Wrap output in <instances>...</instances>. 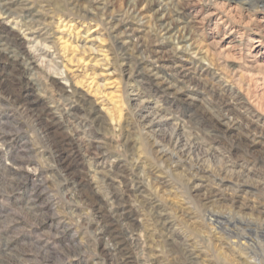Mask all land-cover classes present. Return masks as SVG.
Instances as JSON below:
<instances>
[{
    "label": "rangeland",
    "instance_id": "obj_1",
    "mask_svg": "<svg viewBox=\"0 0 264 264\" xmlns=\"http://www.w3.org/2000/svg\"><path fill=\"white\" fill-rule=\"evenodd\" d=\"M153 1L0 0V264H264V0Z\"/></svg>",
    "mask_w": 264,
    "mask_h": 264
},
{
    "label": "bare ground",
    "instance_id": "obj_2",
    "mask_svg": "<svg viewBox=\"0 0 264 264\" xmlns=\"http://www.w3.org/2000/svg\"><path fill=\"white\" fill-rule=\"evenodd\" d=\"M150 6L153 4V0H145ZM216 1H218L219 3H221V5H225V4H228L229 2H231L232 0H215V2ZM141 2V1H140ZM217 3V2H216ZM133 4H134V2H133ZM154 4H155V2H154ZM174 13L175 14H178V11L176 10V11H174ZM156 14H157V16H160V15H162V17L164 18V19H161V18H159V19H161L160 21H163V23H161L160 25H159V28H160V30L163 32V35H165V36H167L168 38H170L171 36H172V38H175V39H177V40H181V41H179V42H182V41H184V40H187L188 38H189V35L188 34H186V33H183V34H181V35H179L178 36V33H176V35L174 34H172V32H173V26H172V23L173 22H178V21H176V20H171V22L170 23H168V22H166L167 20H165V19H171L170 18V16L168 15V13H167V10H166V8H162V10H160V11H157L156 12ZM155 14V15H156ZM170 36V37H169ZM177 38H176V37ZM6 40H7V37H6ZM170 140V142H173L172 141V138H170L169 139ZM175 146H176V144H175ZM190 148V147H189Z\"/></svg>",
    "mask_w": 264,
    "mask_h": 264
}]
</instances>
